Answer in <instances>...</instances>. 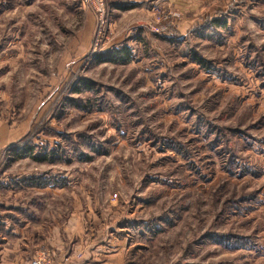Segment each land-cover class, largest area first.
<instances>
[{
  "label": "rangeland",
  "instance_id": "obj_1",
  "mask_svg": "<svg viewBox=\"0 0 264 264\" xmlns=\"http://www.w3.org/2000/svg\"><path fill=\"white\" fill-rule=\"evenodd\" d=\"M104 4L125 65L94 62L90 0H0V184L64 179L17 197L118 232L123 264H264V0Z\"/></svg>",
  "mask_w": 264,
  "mask_h": 264
},
{
  "label": "crops",
  "instance_id": "obj_2",
  "mask_svg": "<svg viewBox=\"0 0 264 264\" xmlns=\"http://www.w3.org/2000/svg\"><path fill=\"white\" fill-rule=\"evenodd\" d=\"M24 180L13 186L5 181L0 184L1 191L7 193L5 199H0V264H27L40 252H46L58 261L60 257L71 255L70 261L64 264H123L120 256L128 248L125 247V238L118 239V232L107 234L104 240L100 232L95 233L99 234L100 240L88 238V230L80 214L70 215L58 224L54 212L48 213L47 210L42 217L44 220H40L38 215L44 211V205L39 201L20 200L16 194L24 190L55 193L65 189L68 182L62 179L38 187L26 184ZM76 254L80 255L77 259Z\"/></svg>",
  "mask_w": 264,
  "mask_h": 264
},
{
  "label": "trees",
  "instance_id": "obj_3",
  "mask_svg": "<svg viewBox=\"0 0 264 264\" xmlns=\"http://www.w3.org/2000/svg\"><path fill=\"white\" fill-rule=\"evenodd\" d=\"M213 21V20H212ZM215 26H223V20H219V19H215L213 21ZM130 50L126 47V46H122L120 48H115V49H110V50H104L102 52H97L94 56V62L96 63H104V62H108L111 64H117V65H125L127 63H129L131 57H130ZM191 59L197 64V65H201L203 64V60L202 58H200L199 56H196V54H191ZM82 88H84L85 90L88 91H93V87L92 84L90 82H81ZM78 87L74 88V91L77 92ZM69 102L72 103V105L74 107H80L81 105L78 104L74 99H69ZM89 105V104H88ZM85 107H88L87 105H85ZM30 155L31 159H33L34 161H43V162H48L50 160H52V156L54 155V152H47L45 154L42 155H34L31 153V149L26 148L24 149L23 152H19L18 156L21 155ZM86 159H89V157L87 155L84 156ZM24 182L26 184H36L38 187H43L46 186L48 184H51L54 182V180H52V178H39V177H35V178H29L27 180H24Z\"/></svg>",
  "mask_w": 264,
  "mask_h": 264
},
{
  "label": "built area",
  "instance_id": "obj_4",
  "mask_svg": "<svg viewBox=\"0 0 264 264\" xmlns=\"http://www.w3.org/2000/svg\"><path fill=\"white\" fill-rule=\"evenodd\" d=\"M91 8L96 15V29H95V38L93 42V52H98L101 50L102 41L101 36L104 35L106 30V21H107V10L104 4V0H90ZM71 255L64 256L62 260H57L54 256L46 253L40 252L31 258L27 264H64L69 262Z\"/></svg>",
  "mask_w": 264,
  "mask_h": 264
}]
</instances>
